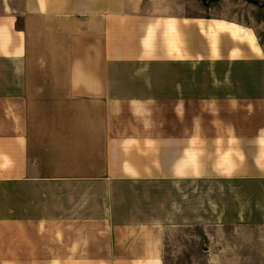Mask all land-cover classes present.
Returning <instances> with one entry per match:
<instances>
[{
  "label": "crops",
  "instance_id": "0c3cea01",
  "mask_svg": "<svg viewBox=\"0 0 264 264\" xmlns=\"http://www.w3.org/2000/svg\"><path fill=\"white\" fill-rule=\"evenodd\" d=\"M210 16L0 0V264H264V46Z\"/></svg>",
  "mask_w": 264,
  "mask_h": 264
},
{
  "label": "rangeland",
  "instance_id": "374dc122",
  "mask_svg": "<svg viewBox=\"0 0 264 264\" xmlns=\"http://www.w3.org/2000/svg\"><path fill=\"white\" fill-rule=\"evenodd\" d=\"M191 3L206 7L208 16L221 12L231 14L264 46V0H191Z\"/></svg>",
  "mask_w": 264,
  "mask_h": 264
},
{
  "label": "water",
  "instance_id": "95a60500",
  "mask_svg": "<svg viewBox=\"0 0 264 264\" xmlns=\"http://www.w3.org/2000/svg\"><path fill=\"white\" fill-rule=\"evenodd\" d=\"M205 1V0H204Z\"/></svg>",
  "mask_w": 264,
  "mask_h": 264
}]
</instances>
